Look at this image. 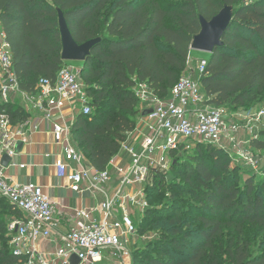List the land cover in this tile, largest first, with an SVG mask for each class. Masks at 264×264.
Segmentation results:
<instances>
[{
	"label": "trees",
	"instance_id": "trees-1",
	"mask_svg": "<svg viewBox=\"0 0 264 264\" xmlns=\"http://www.w3.org/2000/svg\"><path fill=\"white\" fill-rule=\"evenodd\" d=\"M224 5L233 7L232 22L223 44L208 54L199 82L206 104L232 113L236 106L264 94V0H0V27L19 87L27 93L34 92L40 78L54 81L66 64L61 58L59 12L77 43L101 39L79 70L91 112L79 113L71 125L76 146L100 171L109 166L136 126L134 118L141 112L138 84H145L161 99L168 98L188 66L190 44L200 30L199 16L209 20ZM0 109H6L14 122L28 116L15 101L0 104ZM250 143L264 151V138H251ZM191 149L192 154L182 159L189 150L172 151L168 171H151L144 185L148 207L134 220L144 221L154 211H172L170 203L161 206V187L172 186L180 176L178 185L199 213L192 219L198 226L191 228L188 220L181 224L175 217L165 231V224L155 226L162 237L139 264H264V250L252 255L248 240L260 235V247L264 246V182L257 189L255 177L250 176L240 188L229 182L225 150L201 143ZM194 179L201 188L192 187ZM2 203L12 218L21 216L0 197ZM10 221L0 219V264L17 261L9 245ZM224 233L233 236L225 258L216 244Z\"/></svg>",
	"mask_w": 264,
	"mask_h": 264
},
{
	"label": "built area",
	"instance_id": "built-area-1",
	"mask_svg": "<svg viewBox=\"0 0 264 264\" xmlns=\"http://www.w3.org/2000/svg\"><path fill=\"white\" fill-rule=\"evenodd\" d=\"M206 63L207 59L201 58L194 69L188 65L168 98L161 99L145 84H138L140 117L118 153L124 152L128 161L113 165L112 159V169L108 166L99 171L74 143L71 114H64L61 107L68 102L73 110L75 105L80 106L84 115L91 112L79 70L65 64L54 81L40 78L33 93L22 91L13 70L9 43L0 29V104L21 97L28 113L26 118L14 122L6 109H0V197L21 214L7 226L16 264H70L72 255L78 257V264H97L106 252L116 264H124L135 244L134 219L140 218L148 207L144 185L152 170L170 169L172 151L190 150L198 143L210 144L254 165L256 157L249 147L254 137L242 139L239 112L230 114L224 107L204 102L199 78ZM144 110L150 112L143 115ZM32 112L40 113L50 123L55 143L61 148L54 164L57 175L66 178L75 192L90 191L103 196L96 208L102 213L100 217H92L89 210H74L71 219L75 224L65 233L58 230L55 206L43 188L34 182H13L5 173L10 166L25 167L14 158L19 154L17 144L27 142ZM4 154L9 157L6 166L1 164ZM113 177L116 186L110 193L106 185ZM42 239L56 240L55 250L42 252L38 248Z\"/></svg>",
	"mask_w": 264,
	"mask_h": 264
},
{
	"label": "rangeland",
	"instance_id": "rangeland-1",
	"mask_svg": "<svg viewBox=\"0 0 264 264\" xmlns=\"http://www.w3.org/2000/svg\"><path fill=\"white\" fill-rule=\"evenodd\" d=\"M191 52L194 58H189V66L193 69L195 68L199 59L207 58L209 56L205 52L192 50ZM65 62L66 65L72 67L74 70H80L82 66V62L80 61ZM14 101L18 102L20 105L24 104V101L21 97H17L16 99H14ZM226 110L229 112L228 109ZM234 110L235 112H239L237 121L240 127L244 129L243 131H241V137L243 140L250 139L251 137L264 138V113L261 114V112L264 111V94L257 95V99L255 101H252L244 106H236ZM229 113L231 114V112ZM246 114H250V116L246 117ZM139 117L140 114H138L134 119L138 121ZM249 147L251 148L252 153L256 157L254 165L249 164L245 160H238V158L235 159V156H230V152H226V156L228 158V173L231 175L229 182L234 183L240 188H244V182L250 176H254V184L256 185L257 189L261 190L262 183L264 182V151H259V149L257 148L254 149L251 143ZM192 150L193 149H190L188 152H183V156L180 158L182 159L185 156L192 154ZM203 157L205 161L209 162L207 155H204ZM176 178L179 179L175 180L172 186L167 187L166 185H164L163 187H161L163 195L159 197L163 200L161 203L162 207L167 206L164 203H170L173 205V210L167 211L164 209L159 212L154 211L144 221L142 219L134 220L137 228V233L134 234V236L132 237L133 240H135V244L133 246V248L135 249L133 252L135 264H139L140 259L144 257L142 255L152 253L154 250V242H156L158 238L162 237V235L159 234L157 230L153 229L155 226L165 224L164 226L166 227L163 229L165 231L167 227L170 228L171 219L173 217H175L176 220H179L181 224H187L186 220H188V223H191V228L198 226V222L192 219L199 213L195 211L193 206L190 205V202L193 201L191 196L186 193L184 187L181 184L178 185L179 182H182L180 176H176ZM190 184L192 185V187H196L198 189L201 188L199 183L195 179L191 180ZM149 192L152 194H156V191L149 190ZM149 202L150 205H154L157 201L155 200ZM177 213L179 214V217H177ZM0 219L3 220V222L4 220L10 221L12 219V215L8 214V209L3 203L0 204ZM188 230L189 229H187V231ZM232 237L233 236L230 233H224V236L220 240L216 241L219 254L222 255L223 258H225L224 250L228 246L229 241ZM248 240L252 244V255H257L262 250H264V246L260 247V235H251L249 236Z\"/></svg>",
	"mask_w": 264,
	"mask_h": 264
},
{
	"label": "crops",
	"instance_id": "crops-1",
	"mask_svg": "<svg viewBox=\"0 0 264 264\" xmlns=\"http://www.w3.org/2000/svg\"><path fill=\"white\" fill-rule=\"evenodd\" d=\"M189 58H194L192 52H190ZM25 105L24 102L20 106L25 109ZM61 107L64 114H71V117H69L72 119V123L79 113H81L80 106L78 105H75V109L73 110L70 108V104L65 102ZM30 122L27 142L22 145L19 154L14 158L15 162L23 163L25 167L10 166L5 170L6 175L13 182H34L43 188L44 193L55 206V215L59 222L58 230L60 233H65L74 226L75 222L71 219L74 210H89L92 217H100L102 213L97 211L96 208L103 199L102 194L90 191L75 192L69 188V181L66 178H60L57 175L54 164L56 158L62 152L60 146L55 143L50 123L44 120L42 115L37 112H32ZM127 161V155L121 152L113 158L111 163L113 165L124 164ZM109 168L112 169L111 165H109ZM115 186L116 178L113 177L106 185V189L112 193ZM56 245L57 242L54 239H42L38 243V248L42 252L50 253L55 250ZM97 264L116 263L111 260L110 255L106 252L104 259ZM124 264H133L132 256L126 258Z\"/></svg>",
	"mask_w": 264,
	"mask_h": 264
},
{
	"label": "water",
	"instance_id": "water-1",
	"mask_svg": "<svg viewBox=\"0 0 264 264\" xmlns=\"http://www.w3.org/2000/svg\"><path fill=\"white\" fill-rule=\"evenodd\" d=\"M233 18V7L224 5L222 9L207 20L203 16H199L200 30L193 36L190 44V50L205 52L211 54L216 47L223 44V37L226 34ZM58 26L61 37V58L63 61H80L84 62L90 55L91 50L97 45L101 39L93 38L81 44L77 43L67 25L62 12L58 13ZM150 110H144L143 115H146ZM21 142L17 144L16 150L20 151ZM9 162V157L4 154L1 159V164L6 166ZM70 264H78L79 259L76 255L70 257Z\"/></svg>",
	"mask_w": 264,
	"mask_h": 264
}]
</instances>
